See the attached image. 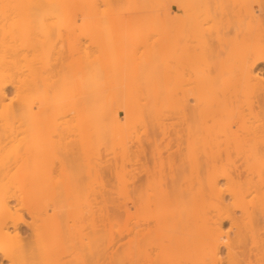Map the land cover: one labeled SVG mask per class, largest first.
Segmentation results:
<instances>
[{
  "label": "bare ground",
  "instance_id": "6f19581e",
  "mask_svg": "<svg viewBox=\"0 0 264 264\" xmlns=\"http://www.w3.org/2000/svg\"><path fill=\"white\" fill-rule=\"evenodd\" d=\"M261 64L264 0H0V264H264Z\"/></svg>",
  "mask_w": 264,
  "mask_h": 264
},
{
  "label": "rangeland",
  "instance_id": "374dc122",
  "mask_svg": "<svg viewBox=\"0 0 264 264\" xmlns=\"http://www.w3.org/2000/svg\"><path fill=\"white\" fill-rule=\"evenodd\" d=\"M256 9L258 10L259 8L257 7ZM174 11H177V8H176V7H174ZM259 67H260L261 69H264V64H261ZM123 117H124V114H121V118H122V119H123ZM141 127H142V126H141ZM142 128H143V127H142ZM141 130H142V129H140V127H139V131H140V132H141ZM142 131H143V130H142ZM104 174L107 175V176L110 175V174H107V173H104ZM107 176H104V177L107 178ZM110 176H111V175H110ZM110 176L108 177L109 179H110ZM104 177L102 176V179H100V181L102 180V181H101V184L104 182V181H103ZM111 178H112V176H111ZM108 181H111V180H107L106 182H108ZM112 181H113V178H112ZM114 181H115V179H114ZM117 182H118V181H117ZM98 183L100 184V182H98ZM98 183H97L96 186H98ZM95 184H96V183H95ZM95 184H94V185H95ZM109 184L112 185L113 183L110 182ZM115 184H118V183L115 182L114 185H115ZM102 185H103V184H102ZM102 185H101V188H103V187L105 186V185H103V186H102ZM106 185H107V184H106ZM111 185H108L107 187H111ZM118 185H119V184H118ZM96 186H95V187H96ZM115 186H116V185H115ZM99 187H100V185L98 186V188H99ZM105 187H106V186H105ZM107 187H106V188H107ZM112 187L115 188L114 186H112ZM112 187H111V188H112ZM118 187H119V186H118ZM96 188H97V187H96ZM117 189H118V188H117ZM117 189H113V190H117ZM109 190H110V188H109Z\"/></svg>",
  "mask_w": 264,
  "mask_h": 264
}]
</instances>
